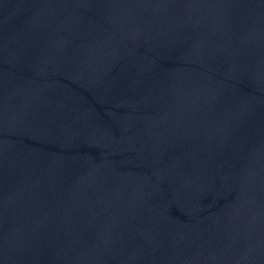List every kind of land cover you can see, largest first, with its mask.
<instances>
[{
  "label": "water",
  "instance_id": "1",
  "mask_svg": "<svg viewBox=\"0 0 264 264\" xmlns=\"http://www.w3.org/2000/svg\"><path fill=\"white\" fill-rule=\"evenodd\" d=\"M0 264H264V0H0Z\"/></svg>",
  "mask_w": 264,
  "mask_h": 264
}]
</instances>
